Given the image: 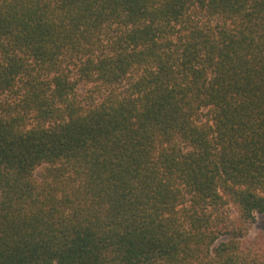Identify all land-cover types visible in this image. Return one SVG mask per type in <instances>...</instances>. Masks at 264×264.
Masks as SVG:
<instances>
[{
    "label": "trees",
    "instance_id": "trees-1",
    "mask_svg": "<svg viewBox=\"0 0 264 264\" xmlns=\"http://www.w3.org/2000/svg\"><path fill=\"white\" fill-rule=\"evenodd\" d=\"M257 213L264 0H0V264H264Z\"/></svg>",
    "mask_w": 264,
    "mask_h": 264
},
{
    "label": "rangeland",
    "instance_id": "rangeland-1",
    "mask_svg": "<svg viewBox=\"0 0 264 264\" xmlns=\"http://www.w3.org/2000/svg\"><path fill=\"white\" fill-rule=\"evenodd\" d=\"M83 88L86 89V86ZM247 238L249 239V242L253 243V245L264 250V213L256 214V221L250 225Z\"/></svg>",
    "mask_w": 264,
    "mask_h": 264
}]
</instances>
